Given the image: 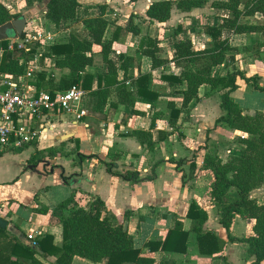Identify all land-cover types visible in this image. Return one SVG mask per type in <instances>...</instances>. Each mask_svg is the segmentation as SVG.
Wrapping results in <instances>:
<instances>
[{
    "label": "crops",
    "instance_id": "0c3cea01",
    "mask_svg": "<svg viewBox=\"0 0 264 264\" xmlns=\"http://www.w3.org/2000/svg\"><path fill=\"white\" fill-rule=\"evenodd\" d=\"M0 1L13 12L28 16L24 30L41 31L40 42L44 46L66 42L71 31L83 29L82 19L99 15V6L105 5L104 18L110 32H114L115 26H121L126 31H118L110 57L118 66L122 55L134 58V64L128 67L126 76L130 80L139 73H151V89L158 94L154 99L139 96L135 105L119 104L115 107L109 103L105 107V119L88 112L84 117L76 118L72 114L54 111L40 118L39 121L48 123L51 129L33 139L34 144L19 152H14L13 147L0 150V217L7 221L6 233H0V264H27L23 257L17 258L11 252L13 235L24 244H30L29 234L35 240L49 235L52 237L50 244L60 246L63 241L60 217L71 214L78 206L90 208L95 199L104 201L116 221L123 223L133 235L135 247L144 255L154 257L155 264L162 259H169L172 264H250L254 256L247 253V244L230 241L227 230L219 221L218 205L210 196L214 175L204 167L207 152H216L227 159L233 152L230 145H225L227 139L230 141L232 136L247 137L248 134L217 122V118L224 114L221 91L212 90L208 84H202L198 97L187 107L181 108L182 95L179 90L185 88L186 84L170 86L161 78L162 74L178 75L180 68L169 62L153 70L151 57L137 52L144 39L157 38L160 40V58H171L173 43L185 38L192 39L194 49L204 48L211 42V37L204 33V25L217 24L219 16L223 14L206 12L204 7L189 12L174 7L168 21L150 23L146 9L156 0H80L77 22L57 26L44 16L45 2L27 6L25 0ZM111 12L117 14L116 18H110ZM260 17L258 14L257 18ZM178 25L182 30L174 33ZM131 26L138 32L131 31ZM223 33L224 37H230L234 49L227 53L222 64L212 69V73L225 76L230 72L242 71L245 76L254 77L257 84L264 86L263 36L258 32L231 34V31L224 30ZM94 48L99 50L100 46L95 45ZM41 51L37 54L39 69L51 73L55 83L69 73L67 67L55 66L53 56L42 61L39 56ZM86 72L94 76L92 86L96 88L97 76L105 73L99 56L94 65L86 67ZM124 75V70L119 68L117 79L122 80ZM11 77L16 81L22 79L17 75ZM24 81L34 86L31 80ZM236 82L238 88L231 95L240 103L243 111L250 114L257 110L264 111V92L254 89L240 77ZM168 100H174L176 107L181 109L176 129L168 122ZM137 129L151 130L157 143L155 151L144 149L131 135ZM50 147L62 148L69 154L51 156L44 152L40 158L30 162L36 149ZM75 148L78 150L75 151ZM113 153H121L115 161L117 170H138L141 180L132 183L110 174L99 158L111 161L110 154ZM80 154L88 157L80 159ZM68 198L72 202L59 207ZM192 201L207 212L204 229L225 241L221 252L209 255L199 251L196 233L190 231L193 221L187 217ZM258 202L263 203L264 200ZM45 209L47 211L43 212ZM126 212L130 213L125 219ZM176 216L181 217L183 229L189 231L186 250L150 251L146 242L164 240L175 227ZM253 225V219L236 216L229 233L241 239L253 233ZM39 258L53 264L56 257L49 255ZM72 264H108V259L94 262L75 256ZM261 264H264V260Z\"/></svg>",
    "mask_w": 264,
    "mask_h": 264
},
{
    "label": "trees",
    "instance_id": "16d2710c",
    "mask_svg": "<svg viewBox=\"0 0 264 264\" xmlns=\"http://www.w3.org/2000/svg\"><path fill=\"white\" fill-rule=\"evenodd\" d=\"M27 6L35 2H45L44 16L57 26L77 22L76 12L80 6V0H25ZM132 2L138 0H130ZM208 0H156L149 4L146 15L150 23H164L171 18L174 7L183 12H189L194 8H201ZM212 8L224 10L225 14L219 16L217 24H205L204 33L211 37V42L201 49H194L192 39L185 38L173 43L174 50L171 58L159 57L161 47L160 40L144 39L137 52L151 57L152 69H157L173 62L180 68V73L162 74L161 78L170 86L186 84L180 89L182 95L181 108L198 97L199 87L202 84L210 85L212 90H220L221 106L224 114L217 118V122H223L231 129L239 130L248 134L247 137H239L242 146L234 150L227 159H223L216 152H207L204 157V167L214 175L211 185L210 196L219 208V221L227 230L230 241H241L247 244L246 251L254 256L250 264H261L264 260V202L251 196V192L264 188V111L257 110L254 113H245L240 103L231 95L238 88L237 78L244 79L254 89L264 92V86L257 84L254 77H247L242 71L227 73L225 76H216L212 69L223 63L227 53L234 49L230 37H224V30L231 31V34L260 33L264 38V20L251 21L259 14L264 19V0H212ZM100 13L94 17H87L80 22L83 29L70 32L66 42H56L47 46L42 43L33 42L28 50L7 48V40L1 43L5 46V53L2 62V71L11 75H24L26 73L27 61L40 52L42 61L46 57H55V66L67 67L69 73L62 76L58 82H54L51 73L42 72L40 69L32 73L31 83L37 91H49L52 96L56 92L64 91L72 86H79L88 91L87 112L98 114L105 119V107L107 104L113 106L135 105L137 97L157 98L158 94L151 89V73H139L130 80L126 76L128 67L134 64L135 59L129 56H121V64L110 57L113 41L118 31L125 32L121 26H115L113 33L107 28V20L104 18L106 6L100 5ZM22 13L13 12L12 9L0 1V25L12 21ZM258 19V18H257ZM131 31L138 30L131 26ZM182 30L178 25L174 33ZM24 36V31L20 37ZM95 45L100 49L96 50ZM100 57V63L105 66V73L98 75V85L93 88L94 76L86 72V67L96 63V57ZM139 66V64H137ZM124 70V77L118 80V69ZM129 80V81H128ZM169 109L168 122L176 129L179 125L181 109L176 107L174 100H168ZM137 111V110H135ZM156 117V116H155ZM154 125V122L151 123ZM141 146L148 151H155L156 141L153 139L151 130L137 129L131 132ZM34 144V140L23 144L20 147H13L14 152H19L25 147ZM78 148H75L77 151ZM55 156L58 153L68 155L69 152L62 148L50 147L45 150L36 149L32 154L30 162L40 158L43 153ZM121 153L110 154L111 161L100 159L106 170L112 174L132 183L141 180L138 170H117L115 161ZM88 156L80 154L78 158L85 159ZM90 157H95L91 155ZM97 158V157H96ZM162 160H160L161 162ZM234 190L235 196L229 197ZM72 202L68 198L59 204L64 207ZM46 212L47 209L42 210ZM130 212L124 217L128 218ZM236 216L254 220L253 233L244 238H235L230 235V227ZM187 217L193 223L190 231L196 233V240L199 251L204 254L221 252L225 241L215 233L206 231L204 224L208 218L207 212L195 201H192ZM63 228V241L60 246H52V237L49 235L36 239L37 245L24 244L16 236L13 238L11 252L17 258H24L27 264H47L39 257L54 255L56 258L53 264H72L75 256H80L97 262L103 258L108 259V264H123L133 262L134 264H155V258L146 256L135 247L134 237L118 223L115 216L110 213L104 201L95 199L90 208L78 206L73 212L60 217ZM7 228L0 227V233H6ZM189 238V231L183 229L181 217L176 216V224L166 238L162 241L149 240L146 247L150 251L183 252L186 250V243ZM50 245V246H48ZM156 264H172L169 259H162ZM223 264H231L225 262Z\"/></svg>",
    "mask_w": 264,
    "mask_h": 264
},
{
    "label": "built area",
    "instance_id": "2783aa9c",
    "mask_svg": "<svg viewBox=\"0 0 264 264\" xmlns=\"http://www.w3.org/2000/svg\"><path fill=\"white\" fill-rule=\"evenodd\" d=\"M111 19L116 13L111 12ZM24 36L7 39L9 50L20 48L29 49L33 42H40L42 32L36 29L23 30ZM36 34V35H35ZM5 46L0 41V150L10 147H20L41 133L51 129L48 123L40 120L41 117L54 111L72 114L76 118L87 114L88 91L79 86H72L64 91L56 92L55 96L49 91H37L28 85L24 79H32V73L39 70L37 54L27 61L26 73L20 75L22 79L16 81L11 74L2 71V62ZM30 244L36 246L37 242L32 235H28Z\"/></svg>",
    "mask_w": 264,
    "mask_h": 264
},
{
    "label": "water",
    "instance_id": "95a60500",
    "mask_svg": "<svg viewBox=\"0 0 264 264\" xmlns=\"http://www.w3.org/2000/svg\"><path fill=\"white\" fill-rule=\"evenodd\" d=\"M28 16L22 15L18 18L0 25V41L20 36L26 25ZM7 221L0 217V227L6 228Z\"/></svg>",
    "mask_w": 264,
    "mask_h": 264
},
{
    "label": "rangeland",
    "instance_id": "374dc122",
    "mask_svg": "<svg viewBox=\"0 0 264 264\" xmlns=\"http://www.w3.org/2000/svg\"><path fill=\"white\" fill-rule=\"evenodd\" d=\"M212 0H208V3L204 6V10L206 11V12H214V14H216V13H219V14H225V11L224 10H220V9H216V8H214V10H212V9H210V8H212L211 7V5H210V2H211ZM251 21H259V22H261V21H263L264 19L263 18H251L250 19ZM36 35V34H35ZM228 140V142L226 141L225 142V145H226V147L228 146V145H230L229 146V148L230 149H232L233 151L234 150H238L239 148H240V146H241V143L239 142V136H232L231 138H230V141H229V139H227ZM67 147H69V145H67ZM11 149H13V148H11ZM65 149V148H64ZM157 159H159V156L157 155ZM235 196V191L234 190H232L231 192H230V194H229V197H234ZM251 196H255V198L257 199V200H260V201H263L264 200V188H260V189H256V190H254V191H252L251 192Z\"/></svg>",
    "mask_w": 264,
    "mask_h": 264
}]
</instances>
